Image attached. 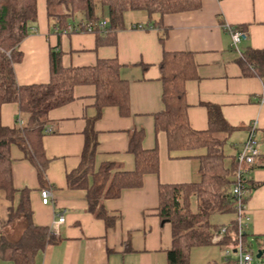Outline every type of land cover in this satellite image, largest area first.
I'll return each mask as SVG.
<instances>
[{"label":"crops","instance_id":"obj_1","mask_svg":"<svg viewBox=\"0 0 264 264\" xmlns=\"http://www.w3.org/2000/svg\"><path fill=\"white\" fill-rule=\"evenodd\" d=\"M36 14L34 31L19 44L21 60L13 64L17 83L49 81L50 48L61 51L64 67L92 66L98 59H116L120 64L119 77L128 86V107L123 113L115 105L104 106L96 117L94 85L74 86L70 102L46 113L41 135L47 159L44 185L19 147L10 146L13 187L29 191L33 224L52 229L58 214L64 215V221L54 230L59 240L23 264H167L166 250L171 247L172 234L170 223L157 215L158 185L198 181L197 155L204 150L169 152L164 131L154 128V115L163 107L159 63L165 51L188 55L191 61V75L184 82L189 126L197 131L207 129V105H213L233 127L223 145L225 166L234 160L251 122L256 121L255 135L263 143L259 146L257 166L245 175L246 182L258 185L245 203L249 216L245 243L256 241L264 250V101L260 100L264 81L243 71L239 60L240 52L248 47L264 49V0H201L198 9L163 15L160 27L152 25L145 13L130 12L125 15V28L104 36L87 31H54L49 25L45 0H36ZM225 25L245 31L246 37L236 47ZM17 118L24 125L27 123V115L19 112L17 104L1 105L4 126L18 125ZM88 120H93L97 133L94 169L111 163L114 171L132 170L134 157L128 150V141L133 130H142L144 149L158 151L156 174H145L140 187L123 189L119 197L103 200L108 214L115 219L111 227L89 212L86 190L70 188L66 181V174L80 163ZM42 188L52 192L47 204L41 202ZM17 201L15 194L14 205ZM10 204L0 193V221L6 219ZM216 215L209 217L210 223L228 225L235 220V214L223 213L218 216H227V220L215 222ZM6 230L11 238L19 234L16 223ZM225 248L213 243L192 247L189 264H227L228 259L235 258L228 256L226 260L222 255ZM0 264L16 263L0 259Z\"/></svg>","mask_w":264,"mask_h":264},{"label":"trees","instance_id":"obj_2","mask_svg":"<svg viewBox=\"0 0 264 264\" xmlns=\"http://www.w3.org/2000/svg\"><path fill=\"white\" fill-rule=\"evenodd\" d=\"M45 4L49 25L54 31L60 32L72 24L78 27V31L68 33L87 31L104 36L125 28L127 13H145L152 25L160 27L163 15L198 9L201 0H45ZM36 19V0H0V109L2 104L12 102L17 104L19 112L27 115V123L22 126H4L0 119V193L3 192L11 203L6 219L0 221V259L16 264L31 262L39 250L56 243L59 238L50 227L33 224L29 191L13 187L10 146L19 147L24 157L36 168L40 184L44 185L47 159L41 135L46 113L70 102L74 86L94 85L96 117L100 116L104 106L115 105L123 113L127 112L128 107V86L119 77L120 64L116 59H98L92 66L64 67L61 51L50 48L49 81L19 85L13 64L21 60L19 44L34 31ZM102 20L106 21L104 27L99 25ZM88 23L91 24L90 31L87 30ZM145 27L150 26L146 24ZM163 39L164 36L160 40ZM239 60L243 71H249L264 81V49L248 47L240 52ZM191 66L188 55L166 51L159 63L163 107L154 115L155 130L164 131L169 152L204 150L197 155L198 181L158 185L157 215L161 221L170 223L172 234L171 247L166 250L167 264H189L191 248L211 244V237L222 226L226 227V231L218 245L233 247L237 240L234 219L228 225L209 222L210 215L215 213L235 214L232 186L237 162L234 158L225 166L223 152V145L233 127L224 120L219 108L213 105H207V129L197 131L189 126L184 82L191 75ZM142 138V130H133L129 137L128 150L134 157L132 170L114 171L111 163L100 164L94 169L97 133L93 120H88L80 163L75 170L66 174L70 188L86 190L89 212L103 219L107 227H111L115 219L108 214L103 200L119 197L123 189L140 187L145 174L158 172V151L156 148L144 149ZM256 163L257 159L251 168L257 166ZM246 184L249 194L244 197V203L258 186L250 181ZM15 194H18V201L14 205ZM193 198L194 209L191 208ZM14 223L19 226V234L11 238L6 228ZM247 235L245 231L244 241ZM226 262L235 264V260L228 259Z\"/></svg>","mask_w":264,"mask_h":264},{"label":"built area","instance_id":"obj_3","mask_svg":"<svg viewBox=\"0 0 264 264\" xmlns=\"http://www.w3.org/2000/svg\"><path fill=\"white\" fill-rule=\"evenodd\" d=\"M91 24L88 23L87 30H91ZM100 27H104L106 25V21L102 20L99 23ZM135 27L142 28V25H137ZM225 28L231 35L232 45L234 47L237 46L239 41L246 37V33L243 29L238 27H233L229 25H225ZM67 31H78V27L72 24H68L63 32ZM261 101H264V93L261 94L260 97ZM17 124L19 126L24 125L22 119L17 118ZM255 126L256 121L251 122L250 129L248 131L247 138L241 145V148L235 155V160L237 162L236 169L234 171V184L232 186V195L234 197V208H235V221L237 224V240L233 247H226L224 250V254L227 257L228 254L233 252L236 255L235 264H251L252 256L250 251L246 246L244 241V231L246 223L249 221V216L245 212V203L243 202L244 197L249 194V190L247 188V184L245 182V175L248 172V169L251 168L252 165L255 164L257 157L260 154L259 147H258V140L255 135ZM39 195L41 198V202L43 204H47L50 200L52 192L48 188H42L39 191ZM64 221V215L62 213L58 214L57 220L53 223L52 230L56 229L57 224L62 223ZM226 231V227L222 226L218 233L214 234L211 237V243L218 244L222 240V235Z\"/></svg>","mask_w":264,"mask_h":264},{"label":"rangeland","instance_id":"obj_4","mask_svg":"<svg viewBox=\"0 0 264 264\" xmlns=\"http://www.w3.org/2000/svg\"><path fill=\"white\" fill-rule=\"evenodd\" d=\"M135 13H137V12H135ZM256 138L258 140V147H259L261 145V143H263V142L259 141L258 137H256ZM191 202H192L191 203V208L194 209L195 208L194 198L191 200ZM215 214H217L216 215L217 217L215 218L216 221L214 220L215 222H225L227 220V216H218V215L223 214V213H215ZM246 246L249 249V251L251 253V256H252L251 264H264V256L259 257V258L255 257V254H256L257 250L260 249L259 244L256 241L248 240L247 243H246ZM218 252H220V250H218ZM222 255H224V251L222 252ZM228 255L231 256V257L236 258L235 253L231 252Z\"/></svg>","mask_w":264,"mask_h":264},{"label":"water","instance_id":"obj_5","mask_svg":"<svg viewBox=\"0 0 264 264\" xmlns=\"http://www.w3.org/2000/svg\"><path fill=\"white\" fill-rule=\"evenodd\" d=\"M264 253V250L263 249H258L256 254H255V257L259 258L262 256V254Z\"/></svg>","mask_w":264,"mask_h":264}]
</instances>
